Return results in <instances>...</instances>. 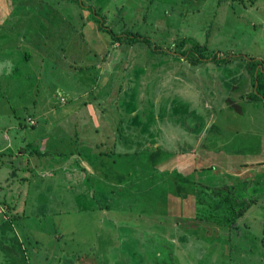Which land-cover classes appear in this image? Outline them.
I'll use <instances>...</instances> for the list:
<instances>
[{
  "label": "rangeland",
  "instance_id": "rangeland-1",
  "mask_svg": "<svg viewBox=\"0 0 264 264\" xmlns=\"http://www.w3.org/2000/svg\"><path fill=\"white\" fill-rule=\"evenodd\" d=\"M93 12L150 44L111 43ZM193 41L232 62L190 64ZM250 59L264 62V0H0V143L14 141L0 264H264ZM211 167L256 176L230 227L195 218L194 175Z\"/></svg>",
  "mask_w": 264,
  "mask_h": 264
},
{
  "label": "trees",
  "instance_id": "trees-1",
  "mask_svg": "<svg viewBox=\"0 0 264 264\" xmlns=\"http://www.w3.org/2000/svg\"><path fill=\"white\" fill-rule=\"evenodd\" d=\"M92 14L93 19L97 23L98 31L107 33L111 38V43L126 42L130 45H134L139 42L147 44H150L151 42L150 39L137 34L130 33L129 35H118L108 28L104 29L102 28L103 24L100 23V21H97V14L95 12ZM124 36L126 38L122 39ZM191 45L192 46L189 48L188 54L186 55V59L192 65L203 63L209 59L217 65H227L232 62L229 59H218L217 55H214L213 58H209L205 45L194 43V41ZM247 62V69L250 72L251 77V89L249 92L242 95L241 100L244 103H261L264 105V62L254 59H250ZM121 138L125 139L123 141H126V138L123 136ZM4 154L5 153L0 154V157ZM100 154L107 156L108 153L102 152ZM125 155L126 154L123 153L122 157ZM240 168L245 169L248 167L242 165ZM255 177L254 174H251V176H248L245 180H240L242 179L241 177L240 179H237L220 170L214 173L212 167L207 170V173L204 172V170L202 171V174L196 173L194 178L199 187L194 189V194L196 195L195 201L199 206L201 205L200 207L203 212L202 214L199 212L195 214V218L200 219L201 221H214L221 227H230L233 223L237 222V220L241 218L254 203H256V199L253 196L254 192L252 191V186L254 182L257 181ZM205 191H212L211 193H213L214 196L204 195L203 192ZM10 219L0 222V231H4L8 223L11 221Z\"/></svg>",
  "mask_w": 264,
  "mask_h": 264
},
{
  "label": "crops",
  "instance_id": "crops-1",
  "mask_svg": "<svg viewBox=\"0 0 264 264\" xmlns=\"http://www.w3.org/2000/svg\"><path fill=\"white\" fill-rule=\"evenodd\" d=\"M88 27H90V26H88ZM96 30H97V28H94L93 27V29H92V32H96ZM97 33V32H96ZM251 83V82H250ZM30 118H28V120H29ZM31 120V122H32V124H29L31 127H35L36 125H35V122L32 120V119H30ZM3 139H5V140H7V142L6 143H0V154H3V153H6V152H11L12 154H13V149L11 148L12 146L11 145H14V141H12L11 139H9L5 134L3 135V137H2V140ZM23 144H24V142H23ZM23 152H25L26 150H22ZM18 155H20L21 157H24L25 156V154H22V153H18ZM96 155L97 156H99L101 159H103L104 160V158L103 157H105V156H103V155H101L100 154V152H97L96 153ZM93 156H95V155H93ZM95 159V158H94ZM106 161V160H105ZM7 184H9V185H7L6 184V187H8V188H10V187H12V183L10 184L9 182H6ZM1 187H3V186H1ZM3 190V189H2ZM22 191V190H21ZM3 205H5L1 200H0V222H1V218H2V216L3 215H8L6 212H5V208H7L6 207V205H5V207L3 206ZM9 209L11 210H13V206H10L9 207ZM8 208H7V210H9ZM11 210V211H12ZM17 217H19V216H17ZM16 217V218H17ZM8 219H10V218H8ZM33 250H35V251H37L36 249H33Z\"/></svg>",
  "mask_w": 264,
  "mask_h": 264
},
{
  "label": "built area",
  "instance_id": "built-area-1",
  "mask_svg": "<svg viewBox=\"0 0 264 264\" xmlns=\"http://www.w3.org/2000/svg\"><path fill=\"white\" fill-rule=\"evenodd\" d=\"M27 122H28L29 124H32V122H31V120H30V119H29V120L27 119Z\"/></svg>",
  "mask_w": 264,
  "mask_h": 264
}]
</instances>
